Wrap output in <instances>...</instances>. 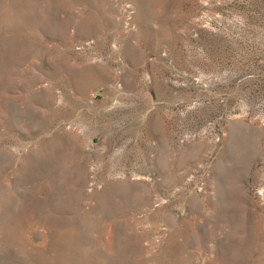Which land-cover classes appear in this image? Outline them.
<instances>
[{
	"label": "rangeland",
	"instance_id": "obj_1",
	"mask_svg": "<svg viewBox=\"0 0 264 264\" xmlns=\"http://www.w3.org/2000/svg\"><path fill=\"white\" fill-rule=\"evenodd\" d=\"M0 264H264V0H0Z\"/></svg>",
	"mask_w": 264,
	"mask_h": 264
}]
</instances>
